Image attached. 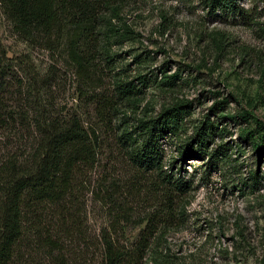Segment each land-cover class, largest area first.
I'll return each mask as SVG.
<instances>
[{
  "label": "rangeland",
  "instance_id": "obj_1",
  "mask_svg": "<svg viewBox=\"0 0 264 264\" xmlns=\"http://www.w3.org/2000/svg\"><path fill=\"white\" fill-rule=\"evenodd\" d=\"M102 2L85 73L70 60L66 35L48 46L26 37L0 6L4 86L27 118L8 133L10 146L29 150L34 117H76L96 148L65 201L28 214L11 264H54L47 238L60 240L65 264H100L103 233L131 247L153 213L167 226L152 243L171 260L264 264V0H237L235 16L209 13L206 0ZM169 75L173 86L163 83ZM130 80L139 92L126 101L114 84ZM177 102L188 114L162 140L163 169L187 188L166 197L158 174L129 160L127 137L139 141L138 119ZM206 118L219 127L212 161H182Z\"/></svg>",
  "mask_w": 264,
  "mask_h": 264
},
{
  "label": "trees",
  "instance_id": "obj_2",
  "mask_svg": "<svg viewBox=\"0 0 264 264\" xmlns=\"http://www.w3.org/2000/svg\"><path fill=\"white\" fill-rule=\"evenodd\" d=\"M102 3V0H0L7 19L26 37L40 38L48 46L53 42L52 37L61 39L66 35L69 38L68 56L84 73L92 51V35L99 32L103 19L100 12ZM206 4L211 14L218 12L235 16L243 11L237 0H206ZM3 77L0 50V264H11L28 214H36L43 205L65 201L71 192L74 172L77 168L94 165L96 148L92 135L76 117H34L29 150L21 152L18 147H11L8 133L25 125L27 118L12 105ZM163 77L164 85L175 84L176 75ZM114 91L116 96L130 101L139 89L133 80L117 81ZM187 107V103L177 102L162 109L155 117L138 119L137 135L141 139L127 137L129 160L143 171L157 173L161 185L165 186L166 197L187 188V181L164 171L162 146L165 137L173 136L181 129L188 114ZM219 116L225 118L230 115ZM218 131L217 123L206 118L188 147L179 152L180 159L208 155L212 161L214 150L207 153L209 139ZM263 149L264 143L257 146L258 152ZM166 226L167 222L153 213L131 247L119 245L103 233L100 237V264H144L147 256L150 264H196L177 257L171 260L157 251L152 238L160 235ZM61 245L58 239L45 240L54 264H65L60 255Z\"/></svg>",
  "mask_w": 264,
  "mask_h": 264
}]
</instances>
